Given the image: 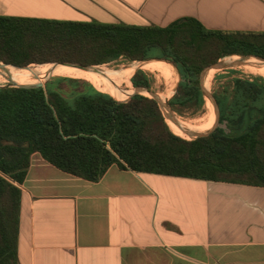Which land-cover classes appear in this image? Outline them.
Returning a JSON list of instances; mask_svg holds the SVG:
<instances>
[{
	"label": "trees",
	"instance_id": "trees-1",
	"mask_svg": "<svg viewBox=\"0 0 264 264\" xmlns=\"http://www.w3.org/2000/svg\"><path fill=\"white\" fill-rule=\"evenodd\" d=\"M234 56L264 60V32L208 30L189 18L161 28L0 16V64L90 67L121 58L171 62L181 81L169 107L184 118L206 113L203 72ZM154 63L170 73L166 65ZM165 63L176 77L175 68ZM133 76L128 83L115 82L104 90L110 95L85 78L62 76L29 82L31 76L23 84L38 85L55 77L44 87L0 88V264L18 263L19 186L34 154L89 182H98L118 165L137 173L264 187V78L237 77L220 84L213 91L219 125L207 136L187 140L191 135L170 122L171 127L148 93L124 102L114 98L127 99L121 88L132 85ZM132 82L136 88L153 90L143 71ZM216 121L214 112L210 130Z\"/></svg>",
	"mask_w": 264,
	"mask_h": 264
},
{
	"label": "crops",
	"instance_id": "crops-1",
	"mask_svg": "<svg viewBox=\"0 0 264 264\" xmlns=\"http://www.w3.org/2000/svg\"><path fill=\"white\" fill-rule=\"evenodd\" d=\"M0 16L264 32V0H0ZM17 264H264V187L137 173L98 182L34 154Z\"/></svg>",
	"mask_w": 264,
	"mask_h": 264
},
{
	"label": "rangeland",
	"instance_id": "rangeland-1",
	"mask_svg": "<svg viewBox=\"0 0 264 264\" xmlns=\"http://www.w3.org/2000/svg\"><path fill=\"white\" fill-rule=\"evenodd\" d=\"M74 22V21H73ZM104 24H108V23H104ZM235 57V56H234ZM239 57L240 59L239 60H236L235 61V64L232 68L230 69H227V70H222V71H218V70H215L214 71V76H211L212 78V83H211V87L209 89V92L212 94L213 98H214V95H213V91L220 85V84H224L226 83L227 81H229L230 79H233V78H237V77H248V78H253V77H262L264 78V74L259 71L258 68L254 67V66H259V65H262L264 66V62L259 60V59H256V58H246V59H243L242 57L240 56H237ZM230 58H233V57H229ZM228 59V58H225L222 60V63H225V60ZM151 61H165V60H162V59H151V60H148V61H129L128 59H125V58H121L117 61H114L110 64H106V65H103V66H90L88 68H91V69H96V68H100L101 67V73L102 75L105 77V78H102L100 76H87V77H79L77 75H69L68 73L66 74H63V75H58V76H62V77H70V78H87V79H102V80H105V84H98L100 87L102 88H108L112 79L116 77V75H118L119 73L123 72L116 80V82H129L131 76L134 74V76L137 74V72L139 71H143L144 73L148 74L149 78L152 80L153 82V90L151 91V93L155 94L160 102L162 103L163 101L166 103H162V111L164 113V116H165V110H164V106L168 109V111H170V107H167L169 106V102L170 100L175 96L176 94V91H177V88H178V84L180 83L181 81V75L179 73V71L177 70V68L175 67L174 64H172L171 62L169 61H165V62H168L170 63L174 68H175V71H176V77L174 80L172 81H168L161 73H158V72H150V71H147V70H143V69H136V70H131V69H127L129 66L133 65L134 63L138 62V63H146V62H151ZM234 61V60H232ZM247 61H251L253 63L254 66H252L251 68L249 67H245L246 65H244L245 62ZM220 62V61H219ZM56 63L52 64V65H55ZM33 66H39V65H33ZM83 67V66H82ZM158 67V66H157ZM0 69H3L2 71H0V73L2 72H6V71H10L11 69L13 68H5V67H0ZM126 69V70H125ZM209 69V68H208ZM125 70V71H124ZM136 73H133L131 75L132 72H135ZM234 72V73H233ZM78 72H75V73H72V74H77ZM210 73V72H209ZM209 73L207 75H209ZM83 74H86V73H83ZM110 74V76H108ZM88 75V74H87ZM131 75V76H130ZM166 75H168L166 73ZM33 76H38V75H33ZM43 76H46V75H42L41 77ZM49 76H56V75H47V77ZM125 76H130L128 79H119L120 77H125ZM133 76V77H134ZM46 77V78H47ZM132 77V79H133ZM223 77V78H222ZM44 78V79H46ZM55 79V77H50L48 78L47 80H45V82L43 84H47L48 82L50 81H53ZM132 79H131V83L132 85H127L125 84L124 86H122L121 90L126 92L128 95L127 99L125 100H120L118 99L117 97H114L116 98L117 100L119 101H128L132 96L136 95V94H141L143 96H146L145 93H138L137 90L139 89H142V88H136L132 82ZM22 81V79L20 80ZM18 81V82H20ZM18 82H16L15 84H17ZM23 84V83H22ZM19 85V84H18ZM6 86H9V85H2L0 83V88L2 87H6ZM146 89V88H144ZM101 92L103 93H106V94H109V92L107 91H104L103 89H100ZM167 95V98H160V95ZM169 96V98H168ZM146 97H149V98H152V96L149 94V96H146ZM153 99V98H152ZM215 100V98H214ZM216 101V100H215ZM164 104V105H163ZM168 104V105H167ZM213 106H211V105ZM206 113L201 116V117H196V118H193V117H180L179 115H175L176 118H178L179 120H184V121H194L196 120L198 123L200 122H204L208 125L209 123V114L214 110V112L216 113V109H215V105L213 104L212 100L207 98V108H206ZM170 113V112H169ZM166 118V117H165ZM167 122L169 123V125L171 126L170 124V121L167 120ZM202 122V123H203ZM202 125V124H201ZM199 126V125H198ZM172 127V126H171ZM194 127H197L194 126ZM192 128V127H191ZM187 140H193L194 138L190 136V138H185Z\"/></svg>",
	"mask_w": 264,
	"mask_h": 264
},
{
	"label": "bare ground",
	"instance_id": "bare-ground-1",
	"mask_svg": "<svg viewBox=\"0 0 264 264\" xmlns=\"http://www.w3.org/2000/svg\"><path fill=\"white\" fill-rule=\"evenodd\" d=\"M240 58L239 57H233V58H228L225 60V63H228V64H233L234 62H231L232 60L236 61V60H239ZM154 62H159V63H162L164 65H166L170 71V73L168 72L167 69H165L164 67L154 63ZM151 63V64H149ZM246 64H249L251 66H254L253 63L251 61H247L245 62ZM244 63V64H245ZM158 66H154V65ZM5 67V66H4ZM256 68L259 69V71H261L263 74H264V67L259 65V66H254ZM5 68H13L11 69L10 71H6V72H2L0 73V83L2 85H11V84H15L16 82L20 81L22 79V81L18 82L17 85H23V84H26V83H29V82H34V81H43L44 78L47 77V75H63V74H66L68 73L69 75H77L79 77H87L89 75L91 76H100L102 78H105L102 73H101V67L99 68H96V69H92V70H88V71H85V70H81V69H77V68H74V67H70V66H63V65H44V66H31L30 68L28 69H17V68H14V67H11V66H6ZM128 70L131 69V70H136V69H143V70H147V71H150V72H158V73H161L168 81H172L175 79V76H174V73L171 69V67L163 62V61H151V62H146V63H134L133 65L129 66L127 68ZM2 70V69H0ZM126 70V69H125ZM124 70V71H125ZM214 71L215 70H211L209 75L207 76L206 80H205V88L209 91L210 87H211V83H212V78L211 76H214ZM75 72H78L77 74H72V73H75ZM83 73H86V74H83ZM123 72L119 73L118 75H116L115 78L112 79L110 85L108 88H102L100 87L98 84H96L95 82L89 80V79H84V80H87L89 81L91 84H93L94 86H96L97 88L99 89H103V90H107L109 89L113 83H115L117 80V78L122 74ZM136 73V72H134ZM166 73L168 75H170V80H169V76L166 75ZM88 74V75H87ZM33 75H38V76H35L31 81L27 82L28 79L33 76ZM42 75H46L44 77H41ZM110 76V74L108 75ZM26 82V83H24ZM20 83H23V84H20ZM102 84H105V83H102ZM167 98V95L163 94V95H160V98ZM169 98V96H168ZM162 103H165L164 101ZM166 104V103H165ZM164 105V104H163ZM168 105V104H167ZM211 105V104H210ZM212 106V105H211ZM169 107V106H167ZM213 107V106H212ZM164 110H165V113L166 114H169L170 111H168V109L164 106ZM213 121H214V110L209 114V123L208 125H206L203 129H200V130H196V129H192L194 126H201V124H206L202 122L198 123L196 120L194 121H184V120H179L177 118V123H173L171 122L172 124H174L176 127L186 131V132H191V133H206L208 131H210L212 125H213ZM189 127H192V128H189Z\"/></svg>",
	"mask_w": 264,
	"mask_h": 264
},
{
	"label": "water",
	"instance_id": "water-1",
	"mask_svg": "<svg viewBox=\"0 0 264 264\" xmlns=\"http://www.w3.org/2000/svg\"><path fill=\"white\" fill-rule=\"evenodd\" d=\"M243 59H246L248 57H242ZM261 61L264 62V60L262 59H259ZM55 65H63V66H70V67H74V68H77V69H81V70H85V71H88V70H92L91 68H88V67H82V66H75V65H68V64H55ZM234 65H236L235 63L233 64H228V63H222V60L220 62H218L216 65L210 67L209 69H206L202 76H201V83H202V87H203V91H204V94L206 96V99L209 98L212 100L213 104L215 105V109H216V117H217V121H216V125L214 126V128L206 133H191V132H188L187 134L191 135V137H193L194 139H197V138H200V137H204V136H207L210 132H212L215 128H217V126L219 125V121H220V114H219V108H218V105H217V102L214 100L212 94L205 88V80L207 78V74L211 71V70H218V71H222V70H227V69H230L232 68ZM3 66H10V65H5V64H0V67H3ZM33 66V65H32ZM11 67H14V68H17V69H28L30 68L31 66L29 67H26V68H19V67H15V66H11ZM45 84L43 83H40L38 85H32V86H24V85H17V84H11L9 86H6V87H15V88H34V87H44ZM138 93H148L152 96L153 99L157 100L160 104L161 107L162 106V103L160 102L159 98L149 92L147 89H139L137 90ZM176 113H174L171 109H170V113L169 114H165V117L167 120L173 122V123H177V118H176Z\"/></svg>",
	"mask_w": 264,
	"mask_h": 264
}]
</instances>
